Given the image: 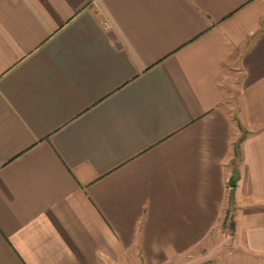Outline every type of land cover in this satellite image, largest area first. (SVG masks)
<instances>
[{
    "label": "crops",
    "instance_id": "0c3cea01",
    "mask_svg": "<svg viewBox=\"0 0 264 264\" xmlns=\"http://www.w3.org/2000/svg\"><path fill=\"white\" fill-rule=\"evenodd\" d=\"M202 263L264 264V0H0V264Z\"/></svg>",
    "mask_w": 264,
    "mask_h": 264
},
{
    "label": "trees",
    "instance_id": "16d2710c",
    "mask_svg": "<svg viewBox=\"0 0 264 264\" xmlns=\"http://www.w3.org/2000/svg\"><path fill=\"white\" fill-rule=\"evenodd\" d=\"M242 139H243V133H242L241 137L238 140H236L233 144V152H234L235 157L240 156L239 148H240V143H241Z\"/></svg>",
    "mask_w": 264,
    "mask_h": 264
},
{
    "label": "rangeland",
    "instance_id": "374dc122",
    "mask_svg": "<svg viewBox=\"0 0 264 264\" xmlns=\"http://www.w3.org/2000/svg\"><path fill=\"white\" fill-rule=\"evenodd\" d=\"M237 106V105H236ZM237 108H238V106H237ZM237 108H236V110H237ZM244 134V133H243ZM241 137V136H240ZM239 161V157H235L234 159H233V165H236L237 164V162ZM228 226L230 225V218H229V216L227 217V220H226V222H225Z\"/></svg>",
    "mask_w": 264,
    "mask_h": 264
},
{
    "label": "water",
    "instance_id": "95a60500",
    "mask_svg": "<svg viewBox=\"0 0 264 264\" xmlns=\"http://www.w3.org/2000/svg\"><path fill=\"white\" fill-rule=\"evenodd\" d=\"M230 185L231 186L235 185V180L233 178H230Z\"/></svg>",
    "mask_w": 264,
    "mask_h": 264
},
{
    "label": "built area",
    "instance_id": "2783aa9c",
    "mask_svg": "<svg viewBox=\"0 0 264 264\" xmlns=\"http://www.w3.org/2000/svg\"><path fill=\"white\" fill-rule=\"evenodd\" d=\"M202 264H209V263H202Z\"/></svg>",
    "mask_w": 264,
    "mask_h": 264
}]
</instances>
